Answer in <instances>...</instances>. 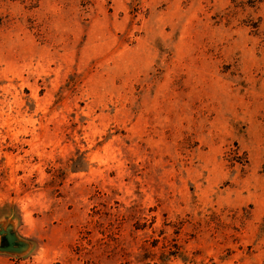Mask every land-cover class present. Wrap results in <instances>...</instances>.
Masks as SVG:
<instances>
[{"label":"rangeland","instance_id":"rangeland-1","mask_svg":"<svg viewBox=\"0 0 264 264\" xmlns=\"http://www.w3.org/2000/svg\"><path fill=\"white\" fill-rule=\"evenodd\" d=\"M0 264H264V0H0Z\"/></svg>","mask_w":264,"mask_h":264},{"label":"water","instance_id":"water-1","mask_svg":"<svg viewBox=\"0 0 264 264\" xmlns=\"http://www.w3.org/2000/svg\"><path fill=\"white\" fill-rule=\"evenodd\" d=\"M28 247L27 243L20 240L11 227L0 230V250L20 252Z\"/></svg>","mask_w":264,"mask_h":264}]
</instances>
